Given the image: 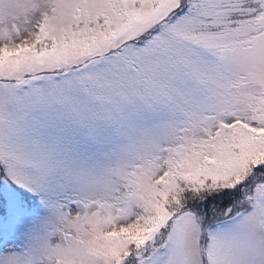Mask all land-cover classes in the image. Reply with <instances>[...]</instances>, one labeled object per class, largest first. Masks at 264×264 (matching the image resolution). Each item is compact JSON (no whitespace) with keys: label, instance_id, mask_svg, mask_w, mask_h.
<instances>
[{"label":"snow or ice","instance_id":"6c2138e0","mask_svg":"<svg viewBox=\"0 0 264 264\" xmlns=\"http://www.w3.org/2000/svg\"><path fill=\"white\" fill-rule=\"evenodd\" d=\"M0 264H264V0H0Z\"/></svg>","mask_w":264,"mask_h":264}]
</instances>
